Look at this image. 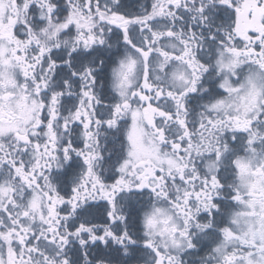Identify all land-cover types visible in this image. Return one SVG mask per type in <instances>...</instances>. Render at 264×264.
<instances>
[{"label":"snow or ice","instance_id":"1","mask_svg":"<svg viewBox=\"0 0 264 264\" xmlns=\"http://www.w3.org/2000/svg\"><path fill=\"white\" fill-rule=\"evenodd\" d=\"M0 264H264V0H0Z\"/></svg>","mask_w":264,"mask_h":264}]
</instances>
